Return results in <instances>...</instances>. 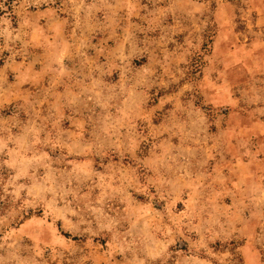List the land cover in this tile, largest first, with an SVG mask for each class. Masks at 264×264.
I'll list each match as a JSON object with an SVG mask.
<instances>
[{
    "label": "rangeland",
    "instance_id": "374dc122",
    "mask_svg": "<svg viewBox=\"0 0 264 264\" xmlns=\"http://www.w3.org/2000/svg\"><path fill=\"white\" fill-rule=\"evenodd\" d=\"M259 2L0 0V264H264Z\"/></svg>",
    "mask_w": 264,
    "mask_h": 264
},
{
    "label": "crops",
    "instance_id": "0c3cea01",
    "mask_svg": "<svg viewBox=\"0 0 264 264\" xmlns=\"http://www.w3.org/2000/svg\"><path fill=\"white\" fill-rule=\"evenodd\" d=\"M255 5H256V6L258 5L257 7H259V9H260V14H259V16L257 17V18H258V19H257V20H258L257 22H258V23H259V22L262 23V22L264 21V6H263L264 4H263V2H259L258 4H255ZM258 25H259V24H258Z\"/></svg>",
    "mask_w": 264,
    "mask_h": 264
}]
</instances>
